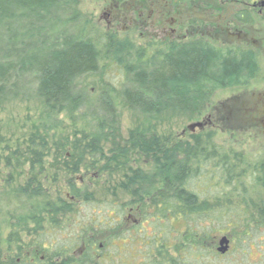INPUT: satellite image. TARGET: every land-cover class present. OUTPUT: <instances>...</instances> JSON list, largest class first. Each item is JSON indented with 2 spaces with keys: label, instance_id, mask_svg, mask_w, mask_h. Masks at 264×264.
<instances>
[{
  "label": "trees",
  "instance_id": "16d2710c",
  "mask_svg": "<svg viewBox=\"0 0 264 264\" xmlns=\"http://www.w3.org/2000/svg\"><path fill=\"white\" fill-rule=\"evenodd\" d=\"M79 6L80 0H0V108L18 99L38 100L39 118L47 121L51 118L52 125L58 114L65 112L73 116L81 111L86 120L93 121L91 125L97 131L89 133L90 136L83 134L82 139L66 138L56 142L53 168L64 166L67 172L75 174L81 167L96 168L105 157L109 159L104 169L122 165L121 156L128 148L113 147L105 155L100 145L102 138L109 141L106 132L113 130L116 124L117 102H122L130 111L146 115L173 112L199 116L210 105L215 92L244 87L258 75L257 59L251 52H225L196 43L175 49L168 46L150 53L149 49L138 48L126 39L103 33L97 24L79 12ZM108 65L121 69L124 75L121 89L105 90L96 102L89 101L90 105L80 89L82 80L102 75ZM35 135L32 142H46L39 134ZM128 142L133 144V151L158 152L155 156H158L156 183L159 188L153 190L156 194L151 207L160 224L170 227L213 214L231 217L237 224L247 219L248 226L241 240L249 238L254 231H264V163L252 169L241 155L220 151L210 139L197 141L192 147L176 146L170 157L166 151L161 156V140L155 137L146 140L139 131L131 132ZM31 156L42 157L37 150H33ZM246 177L262 189L263 195L256 200H249L239 192ZM133 180L149 181L144 175L134 176ZM198 181L205 185L200 190L196 187ZM207 187L218 191L212 200L199 192ZM28 188L33 192L23 199L25 209L39 208L43 213L48 212L49 219L55 223L59 209L53 202L46 200L45 207L33 202L34 198L45 194V188ZM161 189L163 191H158ZM24 192V187L14 191L15 196L25 198ZM71 193L77 200L80 194L74 186ZM152 194L154 192L147 193V198ZM234 194L241 204L233 203ZM2 200L1 196L0 206ZM72 206L62 203V214L71 212ZM170 218L173 221H169ZM43 222L41 217L34 222L33 232L38 236ZM224 226L223 230L236 228L230 223ZM17 233L14 231L11 235L14 240H18ZM35 249L47 248L38 241L32 248ZM181 250L182 247L175 253L165 252L159 264H193L194 261L201 264L196 258L191 259L193 254L198 255V250L190 255H182ZM97 256L90 249L78 257L56 251L45 261L37 259L31 264H98L94 262ZM8 263L0 255V264Z\"/></svg>",
  "mask_w": 264,
  "mask_h": 264
},
{
  "label": "rangeland",
  "instance_id": "374dc122",
  "mask_svg": "<svg viewBox=\"0 0 264 264\" xmlns=\"http://www.w3.org/2000/svg\"><path fill=\"white\" fill-rule=\"evenodd\" d=\"M119 1L131 5L142 3L146 8L151 4H159L161 7L157 6L158 8L165 9L168 0ZM107 4L105 0H80L79 12L94 24L101 23V30L104 31L106 21L101 17L102 9ZM211 4V0H206L207 8ZM213 6L215 5L212 4ZM261 21L263 20L255 14L254 23L257 27H260ZM123 27L127 25L115 27L118 29L117 38L126 39L138 48L149 49L151 53L164 48L161 44L166 42H162L160 35L153 37L156 32L151 25L143 29H127L129 32H123ZM263 37L264 26L254 33L256 43ZM260 56L259 61L264 69V51ZM123 79L124 75L118 66L108 65L102 75L84 78L80 89L86 94L88 103L91 101L92 104L105 90L119 91ZM116 104V124L113 125V130L106 132L109 141H103V138V142L100 141L105 155L113 147H127L131 132L139 131L146 140L155 137L174 147H192L197 141L210 139L220 151L239 154L250 163L264 162V77L242 88L215 93L209 107L199 116L173 112H163L157 116L146 115L130 111L122 102ZM39 105L38 100L18 99L0 108V197L3 198L0 206V255L5 262L31 264L37 259L43 262L50 257L51 252L56 251L65 252L66 256L78 257L81 256L80 244L84 243L90 246L89 249L98 251V256L94 259L98 264H159L165 252L175 253L181 247L182 255H190L198 250V255L193 254L191 259L196 258L201 264H264V231H254L249 238L241 240L248 226L247 219L242 220V224H237L231 217L221 218L211 214L168 227V224H160L155 220L154 209L148 206L149 198L143 196V192L138 195L132 193L130 180L124 178L127 175L124 167L119 165L104 169L109 157L103 158L88 177H84L86 170L80 169L75 174L76 181L70 179L72 176L62 169L53 168L52 163L57 153L56 142L65 141L66 138L70 141L82 139L83 134L90 136L89 133L95 134L97 131L91 125L93 121L86 120L81 111L73 116L65 112L58 114L54 116V124H51L50 118L48 121L51 125H48L46 119L39 118ZM92 110L94 112L95 108L92 107ZM88 112L91 113V110ZM220 113L223 117L230 118V121L216 124V127L202 132L198 129L194 132L188 130L189 126L203 121L207 115L215 117ZM35 134H39L46 142H32V137L36 139ZM33 150H37L42 157L31 156ZM82 179L84 183L81 184ZM200 183L202 181L196 184L197 190L205 186ZM71 185L79 191L77 201L69 195ZM23 187L25 198L15 196L14 191ZM28 187L45 188V194H40L33 202L43 207L46 200L53 202L54 207L59 209L55 223L49 219L48 212L43 213L39 208L25 209L27 205L26 200L23 203V199L33 192ZM208 188L199 192L202 197L212 200L218 191ZM207 190L208 192H203ZM237 191L236 189L235 193ZM149 192L146 190V193ZM239 192L249 200H256L263 195L258 183L247 177ZM233 199V203L241 204L235 194ZM62 203L73 204L71 212L62 214ZM130 209H133L132 217L128 215ZM40 217L44 222L38 236L33 229L36 227L34 222ZM169 221L173 219L170 218ZM226 223L236 228L233 226L232 230H223ZM14 231H18V240L11 236ZM190 234L194 237H190ZM223 237L230 240L229 251L224 255L217 251ZM38 241L47 249L32 250ZM90 250L93 252V249Z\"/></svg>",
  "mask_w": 264,
  "mask_h": 264
},
{
  "label": "flooded vegetation",
  "instance_id": "af4514ba",
  "mask_svg": "<svg viewBox=\"0 0 264 264\" xmlns=\"http://www.w3.org/2000/svg\"><path fill=\"white\" fill-rule=\"evenodd\" d=\"M211 1L215 6L212 7L211 4V6L207 8L206 0H168L166 1L167 8L163 9L158 8L161 7L159 4H157L158 7L151 4L146 8L142 3L138 5H131L128 2L121 3L119 0H105L108 4L102 9L101 18L106 21V27L103 29V33L116 35L118 29H115V27H120L121 24H125V26L127 25V27H123V32L127 29L133 30L138 27L139 29H143L144 27L151 25L156 32L153 37H159L160 35L162 42H166L161 45L164 47L169 46L171 49L200 43L225 52L237 50L251 52L256 57L259 66L258 75L251 82L262 80L264 77V69L262 68L259 60L261 58V52L264 51V37L260 40V42L256 43L254 33L256 30L264 26V0ZM255 14L263 20L260 22V27H257L255 25L256 23H254ZM98 26L101 28V23L98 24ZM125 32L129 31L127 30ZM228 121H230V118L223 117L221 113L215 117H212L210 114L207 115V117H204L203 121L195 123L201 124V126L196 127L193 130H188L194 132L198 129L202 132L212 129V127H216V124L220 125V123ZM141 144L142 143L139 145ZM160 145L162 146L161 148L163 151L161 156L165 151L169 157L174 154L175 147L172 144H165L161 142ZM132 146L133 144L128 143L126 147L128 150L124 148L126 151L121 156L122 165L120 166L124 167L127 171V175H125L124 178L127 181L130 180L129 184L133 188L132 193L134 195H138V193L143 192V196L147 197L146 190L150 191V194L151 192H154L152 197L149 198L150 203L147 202L148 206L151 207V200L156 194V191L153 190H157L159 188L158 183H156V180L159 179L157 173L158 156H155L158 152L153 154L151 151H133ZM243 160L245 161L246 159L243 158ZM69 162L71 161L69 160ZM247 163L252 165L253 169L254 165L264 162L257 161L250 163L247 161ZM56 169H62L64 172H67V168L64 167L60 168V166H58ZM71 169H74V167H71ZM80 169L82 170L85 168L81 167ZM94 169L95 167L93 168L92 165L88 169H85L86 171L84 172V177L91 175ZM67 173L72 176L70 179L76 181L75 174L77 172L75 174H71L70 172ZM169 174H171V170H169ZM140 175H144L149 181L146 180L140 183L137 180H133L134 176ZM82 183H84V179L81 180V184ZM71 186L73 187V185ZM72 187L70 189H72ZM158 191H163V189ZM69 195L74 201H77L76 196L73 195L71 191ZM152 208L153 207H151V209ZM132 214L133 209H130L128 212L129 217H132ZM80 246L81 248L79 251L81 254H83V252L90 247L86 246L84 243L80 244ZM90 249H93L92 253L94 255L98 252H96L94 248ZM77 250L78 248L73 250V252Z\"/></svg>",
  "mask_w": 264,
  "mask_h": 264
},
{
  "label": "water",
  "instance_id": "95a60500",
  "mask_svg": "<svg viewBox=\"0 0 264 264\" xmlns=\"http://www.w3.org/2000/svg\"><path fill=\"white\" fill-rule=\"evenodd\" d=\"M201 126V124H193L188 127V129L193 130L196 127ZM230 248V240L227 237H223L219 241V248L217 249L218 253L224 255L229 251Z\"/></svg>",
  "mask_w": 264,
  "mask_h": 264
}]
</instances>
